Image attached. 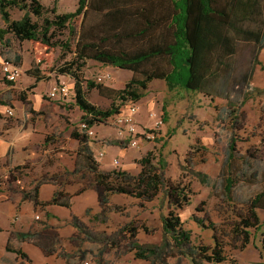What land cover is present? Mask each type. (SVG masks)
I'll return each instance as SVG.
<instances>
[{"label": "rangeland", "instance_id": "obj_1", "mask_svg": "<svg viewBox=\"0 0 264 264\" xmlns=\"http://www.w3.org/2000/svg\"><path fill=\"white\" fill-rule=\"evenodd\" d=\"M39 1L46 9L44 17L50 18L54 16L51 12L53 8L56 7V14H66L74 12L79 3V0ZM24 15L25 11L18 8L11 10L13 20H20ZM32 18L41 23L34 15ZM81 20L80 16L74 21L76 32ZM5 27L0 12V28ZM69 36L66 29L55 39L59 41V46L53 47L34 41L21 42L13 35H8L4 42L0 40V110L12 107L16 109V117L20 116L19 109L24 110V128L34 125L37 132L43 133V137L35 139L37 147L33 150L38 151L36 158L19 165L0 162V191L7 189L12 197L20 192L29 193L28 187L49 183L54 174L74 169L82 147L90 148L101 171L122 172L131 176L141 173L143 168L139 161L152 152V162L159 169L157 171L164 174L165 183L173 189L177 187L182 193L185 191L189 199L178 213L185 230L191 232L190 247L180 251L163 229L162 219L173 209L172 190L163 189L151 201L115 193L110 196L109 204L102 208L92 192L95 191L92 176L86 170L71 177V186L65 190L69 189L66 193L72 195L82 188L88 189L72 204L73 211L80 217L73 220L80 232L90 237L91 229L97 223L102 229L100 231L104 232L118 226L120 234L124 233L119 246L125 249L126 264H194L189 256L194 248L214 250L218 244L227 257L223 264H264V209L258 210L259 230L250 229V243L243 248V240L236 236L234 229L239 227L246 210L241 205L233 206L221 200L215 188L233 137L237 140L239 153L250 158L260 170L264 188V49L259 54L263 66H257L253 74L250 99L239 108L237 105L244 93L231 95L230 100L235 106L230 108L224 98L211 99L181 88L171 91L164 81L151 84L144 107L139 103L136 122L138 132L146 131L154 138L149 140L139 134L137 140L140 144L133 148L130 146L133 137L127 133L121 136L112 118L104 122L96 121L93 125L95 135L91 137L80 130L84 113L75 101L59 105L49 99V93L57 83L66 81L73 87L75 84L68 71L63 72L75 59V39L71 41L69 51L61 48ZM252 58V48L242 49L233 64L236 69L234 76L247 72ZM7 62L16 65L22 72L21 78L11 84L13 88H8L10 84L3 74V64ZM87 63L79 73L85 82L87 99L98 109L108 110L114 102L113 97L108 91L101 94L97 89L89 90L86 82L92 80L104 87L121 90L128 82L129 71L95 61ZM128 104L115 101V105L121 108L120 112L124 113ZM164 105L167 106V122L162 120ZM43 121L51 126L47 128V133L41 131ZM102 153L103 158L100 156ZM160 159L167 164L163 170ZM115 160L119 161L117 166ZM22 186H25L24 190H21ZM49 192L47 188L43 196L47 197ZM247 193L244 192L245 195ZM98 238L101 255L94 260V264L109 263L108 252L116 245L114 237ZM84 248L86 252H82V264L89 261L85 254L87 247Z\"/></svg>", "mask_w": 264, "mask_h": 264}, {"label": "trees", "instance_id": "obj_2", "mask_svg": "<svg viewBox=\"0 0 264 264\" xmlns=\"http://www.w3.org/2000/svg\"><path fill=\"white\" fill-rule=\"evenodd\" d=\"M14 8L25 11L22 19H12L11 10ZM0 12L6 24L5 28H0L1 42L8 35H13L21 42L59 46V41L55 39L66 29L69 30V39L61 48L69 51L71 41L75 39V59L63 72L68 71V75L75 79L71 101L76 102L84 113L83 121L92 127L96 121H108L121 113L120 106L115 105L116 100L124 102V105L139 103L146 97L154 80L164 81L171 91L181 88L211 99H227L230 108L235 106L230 100L231 95L244 93L237 107L245 106L251 96L255 69L263 66L259 53L264 49V0H79L74 12L56 14V7L53 8L52 18L44 17L46 9L39 0H0ZM32 15L41 23L34 21ZM80 16L81 26L76 32L74 21ZM248 46L254 50L252 65L247 73L234 76V61L239 52ZM87 61L133 73L132 79L121 90L104 87L92 80L86 82L89 90L97 89L101 94L108 91L113 97L114 102L108 110L98 109L87 99L85 82L79 74ZM162 120L167 122L166 105L163 106ZM152 156L150 152L139 161L143 170L138 176L122 172L106 173L99 169L90 148L82 147L73 170L65 169L51 177L49 183L57 190L46 205L70 209L73 196L66 193L65 188L71 185V177L83 170L92 176L102 208L109 204L110 196L115 193L151 201L163 189L172 190L173 209L163 217V229L175 246L185 251L192 243V236L190 231L185 230L178 211L189 199L185 191L182 193L177 187L173 189L165 183L164 174L157 171L159 169L153 164ZM160 162L163 170L167 164L162 159ZM262 180L258 167L250 158L239 153L237 140L233 137L215 188L221 200L233 206L241 205L246 210L239 227L234 229L236 236L243 240V248L250 243V229L258 231L260 227L258 210L264 209ZM87 190L82 188L76 195ZM56 241L40 236L36 245L49 255ZM8 250L11 251L10 246ZM15 252L26 257L21 251ZM189 256L194 264H202L199 260L210 264L227 261L219 244L214 250L194 248Z\"/></svg>", "mask_w": 264, "mask_h": 264}, {"label": "crops", "instance_id": "obj_3", "mask_svg": "<svg viewBox=\"0 0 264 264\" xmlns=\"http://www.w3.org/2000/svg\"><path fill=\"white\" fill-rule=\"evenodd\" d=\"M126 8L128 9L129 6H126ZM248 48L252 47L248 46ZM252 54L254 56L253 48ZM132 77L133 73L129 71L126 81L129 82ZM156 81L162 80H154L151 84ZM8 88H13V86L9 85ZM237 94L241 93L237 92ZM148 97L149 89L146 97L139 102L141 107H144V101ZM56 102L59 105L66 104ZM7 109L0 110L2 114L0 115V162H6L7 165L11 163L24 164L38 156V151H34L33 147H37L35 144L36 137H43V133L37 132L34 125L31 128H24L25 123L22 124L24 110L19 109L20 116L18 117L15 113L13 117H9L6 114ZM15 111L16 109H14ZM141 119L143 120L144 117L141 116ZM43 122L44 126L41 131L47 133V128L51 126L46 125L45 121ZM19 184H22L20 180ZM24 187L22 186L21 190H24ZM47 188L50 194L44 197ZM28 190L29 193L28 191L25 193L20 192L12 197L9 196V190L3 189L0 191V264H82L81 255L82 252H86L84 247H87V253L85 254L86 257H89L87 262L94 264V260L101 255L98 237L102 238L107 235L114 237L116 245L114 249L108 252L110 262L104 261L103 264H126L125 249L124 247L121 249V246H119V240L123 239L124 233L120 234L118 226H115V228L108 227L109 229L104 232L100 231L102 229L99 228L97 223L96 227L91 229L90 237H88L86 233L80 232L73 221L75 218H80L73 211V205L70 209L57 205H46L53 198L57 190L56 186L47 183L38 186V188L28 187ZM67 191L69 192V189ZM86 192L80 195L72 193V204L75 198L83 196ZM92 192L98 199L96 191ZM40 236L45 239L50 237V239L57 240L51 254H46L43 249L36 245ZM49 242L52 243L51 240ZM8 246H10L11 251L8 250ZM15 251H21L26 257ZM105 255L107 256V254Z\"/></svg>", "mask_w": 264, "mask_h": 264}, {"label": "built area", "instance_id": "obj_4", "mask_svg": "<svg viewBox=\"0 0 264 264\" xmlns=\"http://www.w3.org/2000/svg\"><path fill=\"white\" fill-rule=\"evenodd\" d=\"M3 74L5 79L9 83H16L22 76L21 70L12 63H4L3 64ZM73 96V86L70 85L69 82L61 81L57 83L51 89L49 93V98L53 101H59L60 103H66L72 100ZM140 107L136 103H131L126 106V113L121 112L120 114L112 117V121L116 126V129H119V133L121 136H124L125 133L129 134V136L133 137V140L130 141V146L133 148H137L140 142L137 138L142 135L147 139H152L154 136L151 133H146V131L138 132V123L136 122V117L139 114ZM6 114L9 117L14 116V108L9 107L6 110ZM80 130L87 134L88 136H94L95 133L93 131V127L90 126L87 122H81ZM140 134V135H139ZM103 158L104 154H100ZM114 164L117 166L119 164L118 160H115ZM85 264H91L90 262H86Z\"/></svg>", "mask_w": 264, "mask_h": 264}]
</instances>
